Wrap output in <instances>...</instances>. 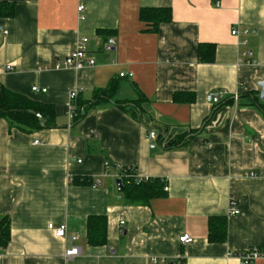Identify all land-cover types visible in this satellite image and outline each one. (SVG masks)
Here are the masks:
<instances>
[{
  "label": "crops",
  "instance_id": "crops-1",
  "mask_svg": "<svg viewBox=\"0 0 264 264\" xmlns=\"http://www.w3.org/2000/svg\"><path fill=\"white\" fill-rule=\"evenodd\" d=\"M0 3L14 8L0 15V84L55 110L48 128L23 130L0 117V216L11 227L0 264H239L237 253L264 249V175H247L264 173V0ZM144 7H168L171 19L154 29L139 18ZM80 36L88 37L95 64L54 68ZM110 37L114 46L105 50ZM202 44L214 45L211 60L200 59ZM244 50L249 63L240 61ZM114 81V99H135L137 89L145 96L141 118L114 99L81 119L69 116ZM210 91L221 93L218 103L206 100ZM176 92L194 99L174 101ZM171 140L176 145L167 147ZM117 165L160 179L164 194L128 203L115 185ZM232 192L239 213L229 215ZM92 216L107 219L104 243L88 241ZM213 216L226 219L224 241L208 240ZM50 223L65 224L66 238L54 236ZM185 233L191 242L179 241ZM73 245L80 253L65 258Z\"/></svg>",
  "mask_w": 264,
  "mask_h": 264
},
{
  "label": "trees",
  "instance_id": "trees-1",
  "mask_svg": "<svg viewBox=\"0 0 264 264\" xmlns=\"http://www.w3.org/2000/svg\"><path fill=\"white\" fill-rule=\"evenodd\" d=\"M14 12L12 4L0 3V15L10 16ZM139 18L141 21L150 23L152 28L164 21L171 19V10L168 7H144L140 9ZM205 46V47H203ZM214 53L213 44L200 45L198 55L201 60H211ZM210 54V55H209ZM118 89L117 81L111 82L104 88H97L93 92V100L80 102L74 110L75 118L81 119L88 108L101 102L112 101ZM135 99L115 98L113 102L121 109L127 111L135 118H141L143 112L142 103L145 96L137 89ZM194 98L185 92H176L173 95L174 101H192ZM73 101V100H72ZM73 103V102H72ZM85 105V106H84ZM33 110L34 113L29 112ZM264 110V106H263ZM36 113L45 118L41 124ZM0 117L6 119L10 125H16L23 130L35 128L52 127L55 123V110L50 104L35 103L28 98L7 90L0 84ZM167 147L176 145V140L167 143ZM123 184V196L128 203H146L154 197L164 194V183L158 179L135 180L133 177H120ZM107 219L105 216H92L87 220V238L91 244L106 242ZM11 237L10 219L8 216H0V250L4 249ZM226 238V219L224 216H213L208 220V240L210 242H221Z\"/></svg>",
  "mask_w": 264,
  "mask_h": 264
},
{
  "label": "built area",
  "instance_id": "built-area-1",
  "mask_svg": "<svg viewBox=\"0 0 264 264\" xmlns=\"http://www.w3.org/2000/svg\"><path fill=\"white\" fill-rule=\"evenodd\" d=\"M218 3V2H216ZM83 5H79L77 7L78 11L82 13L83 11ZM80 19H83V15L80 14L79 16ZM242 33L246 35L248 33V29L244 28L242 29ZM231 34L237 35L239 34V29L237 27H232L231 28ZM88 37L87 36H80L78 38L74 49L67 54L64 58L61 60L57 59L54 63V68L59 69V68H64V67H72L75 69H80L84 66H91L95 64V58L90 54L89 48H88ZM114 39L113 38H108L104 44V49L105 50H110L114 46ZM241 45L246 44V40L243 39L239 42ZM249 52L244 50L240 54V61L245 60L246 63L251 62L249 59ZM6 69H11V65L8 64L6 66ZM120 76H125V73L121 72ZM128 76H131V73L128 74ZM32 90L37 91L38 88L37 86H33ZM40 91H45V89H41ZM70 99L73 100L76 96V91L70 92ZM221 93L217 91H210L206 94V100L210 103H218L220 101ZM68 114L69 116H73L72 108L70 107L68 109ZM148 140L150 141L149 146L153 148L155 146L154 140L156 139V133L153 130H149L147 133ZM39 140H35L34 143H38ZM106 165H108V162H106ZM116 169L119 171L118 173V178L120 177H128L131 176L135 180L140 181L143 180L142 178L136 177L135 174V169L128 166H116ZM121 172V173H120ZM249 176H255V175H264V173H256L254 171H250L247 173ZM239 213V208L237 206V201L236 198L232 192L229 197V208H228V214L229 215H234ZM123 222H121L122 224ZM48 228L53 231L54 236L58 238H66V226L65 224H60L55 226L54 224L50 223L48 224ZM70 239L72 241L76 240V236L72 235L70 236ZM179 241L182 243H189L193 240V238L189 234H182L179 236ZM80 253V248L76 245H73L69 248H66L64 251V256L65 258H71L73 256H76ZM238 259H239V264H250L254 260L258 258H264V249H260L258 247H251L248 248L242 252H239L236 254ZM153 262H157L156 258L151 259Z\"/></svg>",
  "mask_w": 264,
  "mask_h": 264
},
{
  "label": "water",
  "instance_id": "water-1",
  "mask_svg": "<svg viewBox=\"0 0 264 264\" xmlns=\"http://www.w3.org/2000/svg\"><path fill=\"white\" fill-rule=\"evenodd\" d=\"M258 86L260 88V96L259 97L264 100V80L259 81ZM29 112L34 113L33 110H29ZM36 117L41 121L42 124L45 122V119L43 118V116L41 114L36 113ZM115 185H116L118 192H120V193L123 192V184H122V181L120 178L117 177L115 179Z\"/></svg>",
  "mask_w": 264,
  "mask_h": 264
}]
</instances>
